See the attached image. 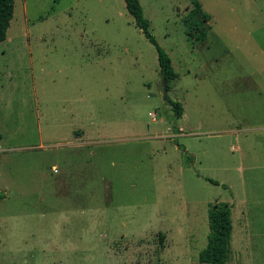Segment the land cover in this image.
Segmentation results:
<instances>
[{"label":"rangeland","instance_id":"1","mask_svg":"<svg viewBox=\"0 0 264 264\" xmlns=\"http://www.w3.org/2000/svg\"><path fill=\"white\" fill-rule=\"evenodd\" d=\"M139 1L180 119L125 0H15L0 264H203L220 202L226 264H264V0Z\"/></svg>","mask_w":264,"mask_h":264},{"label":"trees","instance_id":"2","mask_svg":"<svg viewBox=\"0 0 264 264\" xmlns=\"http://www.w3.org/2000/svg\"><path fill=\"white\" fill-rule=\"evenodd\" d=\"M127 10L135 19L137 27L142 31L145 37L156 47L158 52V61L160 72L171 90V84L178 79L173 62L169 55L159 47L156 39L150 32V22L145 18L143 7L139 0H125ZM196 11L205 20L209 16L205 14L200 4H196ZM15 0H0V43L7 40V34L14 17ZM169 100V99H168ZM175 118L180 119L183 116L184 109L179 101L169 100ZM0 130V144L2 141ZM218 185L217 182L211 181ZM6 198V194L0 190V202ZM210 233L208 244L199 254V261L203 264H226L230 259L231 241L233 232L232 209L228 203H215L209 211Z\"/></svg>","mask_w":264,"mask_h":264},{"label":"water","instance_id":"3","mask_svg":"<svg viewBox=\"0 0 264 264\" xmlns=\"http://www.w3.org/2000/svg\"><path fill=\"white\" fill-rule=\"evenodd\" d=\"M168 93H169V90H168L167 82H166V80L163 79V96H164V101H168Z\"/></svg>","mask_w":264,"mask_h":264}]
</instances>
